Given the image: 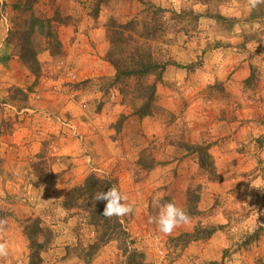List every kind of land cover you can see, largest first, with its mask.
I'll return each mask as SVG.
<instances>
[{
	"label": "rangeland",
	"instance_id": "rangeland-1",
	"mask_svg": "<svg viewBox=\"0 0 264 264\" xmlns=\"http://www.w3.org/2000/svg\"><path fill=\"white\" fill-rule=\"evenodd\" d=\"M95 1L37 0L32 10L38 17L51 18L58 10L57 4L67 8L70 5L77 14L92 18ZM107 1L105 6L114 12V0ZM136 1L137 12L130 15L127 6L122 14L115 11L120 15L114 18L119 23L128 21L138 14L141 2H154L166 10L164 17L171 19L167 21L163 39L150 42L154 59L166 63V67L182 55L184 59L180 62L187 64L183 61L187 58L186 52L196 54L198 62L204 50L211 47H229L226 52H234L229 41L239 38L244 43H252V49H264V17L249 21L251 12L246 0ZM18 3L19 0H0V218L8 221L0 232V242H7L9 246V255L0 258V264H29V243L23 229H35L34 222L42 230L35 237L41 246L39 264H121L123 258L115 242L100 248L89 260L82 258L95 241L94 229L81 211L67 212L61 207L65 193L90 174L113 179L118 190L134 205L132 213L119 218L135 241L134 247L145 255L148 263L204 264L224 257V264H264V116L260 117L259 124L230 125V132L226 129L228 124H222L218 136L227 132L228 135L207 143L211 139L208 131L200 132L191 120L187 125L176 120L191 105H194L192 109L213 110L218 90L198 91L201 79H198L201 86H191L193 82L186 81L165 86L161 79L156 86V107L152 115L137 119L132 115L130 99L124 100L119 87L111 83L113 78L81 79L79 70L65 66L63 47L61 55L52 56L50 64L61 65L59 71L65 78L60 89L54 88L56 91L66 88L73 102L60 113L54 98L39 97L36 89L42 82L41 73L36 80L28 70L24 74L18 68L13 43L7 44L13 25L19 18L28 17L23 13L22 3L19 9L15 7ZM100 10L106 15V9ZM191 11L197 15L218 14L223 19L202 17L206 20L197 21L190 15ZM77 21L72 16L67 19L68 24ZM191 66L194 64L186 65L190 69ZM69 73L75 78L71 80ZM263 76L258 69L252 70L246 86L253 85V91L264 81ZM14 89L24 91L27 100L18 99ZM198 99L201 101L196 104ZM159 101H164L167 107L159 105ZM263 110L259 116L264 115ZM233 115L227 112V120H234ZM58 117L60 121L56 120ZM209 117L207 123L215 121L213 115ZM52 121L60 126L68 155H60L61 140L57 133H51L56 129ZM95 132H99L97 139ZM191 134L205 138L199 144L210 147L226 137L232 140L228 143L233 144L230 150L234 154L216 160L218 169L226 176L217 189L209 190L207 184L218 181H209L198 167L197 154L186 150L187 146L199 145L186 143V137ZM247 136L253 139L245 140ZM140 157L145 159L144 163H138ZM151 161L155 164L147 169L145 166ZM204 193L208 196L202 200ZM157 198H161V203L175 202L184 208L190 221L176 227L170 235L159 232L154 223L148 222L149 216L157 214L158 209L152 204ZM196 229L215 232L185 247L175 241L180 234Z\"/></svg>",
	"mask_w": 264,
	"mask_h": 264
},
{
	"label": "trees",
	"instance_id": "trees-1",
	"mask_svg": "<svg viewBox=\"0 0 264 264\" xmlns=\"http://www.w3.org/2000/svg\"><path fill=\"white\" fill-rule=\"evenodd\" d=\"M37 0H19L23 4V13L26 18H19L13 25L7 38V44L13 43L16 56L20 63L34 76L35 80L41 73V65L38 55L47 51L50 56L61 55L62 44L58 36V27L68 25V17H61L58 10L54 12L51 18H43L34 15L33 6ZM113 1V0H112ZM110 2V1H109ZM108 3L106 0H96L93 6L92 18L98 17L101 5ZM196 5L204 4L195 2ZM142 7L138 14L124 23H119L113 18H109L105 25V34L108 41V51L104 60L114 69V77L111 80L114 86L119 87V93L124 100L130 99L132 115L137 119H143L152 115L155 109L156 86L162 79L166 63H160L154 59L150 42L163 39L167 21L171 18H165L166 10L151 2L140 3ZM260 5L258 9L252 10L249 15V21L264 17V8ZM197 21L201 17L211 18L215 21L223 19L220 15L194 14L190 12ZM180 16V15H179ZM175 17V16H172ZM235 21H231L233 27ZM206 51V50H204ZM250 78L246 85L250 83ZM18 99L27 100V94L14 89ZM118 131V129L116 130ZM210 145H192L187 146L186 150L197 154V164L199 169L208 177L211 182L218 181L216 167L212 156L209 154ZM145 159L140 157L138 163H144ZM155 163L145 166L152 168ZM115 186L113 179L99 178L94 174L88 175L81 184L69 189L63 196L61 207L67 212L73 210L81 211L87 223L94 229L95 241L87 247L82 258L89 260L100 248L110 242L117 244L118 250L123 258L121 264H150L145 260V255L138 251L134 245L135 241L131 238L127 228L119 217L113 216L105 218L102 215L106 201H94L93 197L96 191H107ZM196 203L198 197L196 196ZM35 229L27 230L24 227L23 233L29 243V264H39V253L41 246L36 238L41 235L42 230L34 222ZM215 230L202 229L194 230L192 233H183L175 238L176 242H181L185 247L191 242L210 237ZM197 235H202L199 237ZM224 257L220 261L207 262L204 264H224Z\"/></svg>",
	"mask_w": 264,
	"mask_h": 264
},
{
	"label": "crops",
	"instance_id": "crops-1",
	"mask_svg": "<svg viewBox=\"0 0 264 264\" xmlns=\"http://www.w3.org/2000/svg\"><path fill=\"white\" fill-rule=\"evenodd\" d=\"M151 1L153 2L154 0ZM137 2L138 1L136 0H114L112 2L114 12L111 8L102 4L100 9H106L107 13L105 15L103 11L100 10L96 19L91 18L88 14L81 15L79 12L77 14L73 11V9H75L72 8L73 6L69 5L67 8L63 6L59 7L57 4L58 12L60 15L62 14L61 16H72L78 19V21L73 24L61 25L58 27L59 40L65 54L63 61L65 66H73V69L79 70V73L82 76L81 79H91L96 77L113 78L114 69L104 60L109 48L106 40L105 24L111 16L115 15V17L119 18V12L122 14V9L124 7H129L130 15L137 12L139 7ZM60 5L62 4L60 3ZM115 11L119 12L116 14ZM63 12H65V14ZM202 19L205 18L201 17L200 21ZM229 43L234 47V52H226V50H230L229 47L227 49L219 46L211 47V50L203 52L202 57L199 58L200 62H198L196 54L192 55L186 52L187 58L183 61H187L185 62L187 64H182L180 62L184 59V56L182 55L177 62L173 60L172 65L167 66L162 75V83L165 86L173 83L175 85H180V83L186 81L193 82L190 84L191 86L193 84L197 86L202 85L198 91H201V89L206 90L207 88L214 90V92L215 90H218L216 91V96H214L216 99L213 100V110L205 111V109L202 110L200 107H198V109H192L194 105H191L187 111L183 112L182 117L176 120V123L180 122L186 125L188 121L191 120L192 124L197 126L200 132L202 130L208 131V136H210L211 139H209L207 143H213L220 138L222 139L224 135H228V132L231 131L230 125L236 124L239 126L240 124H245L249 126L255 122L259 124V122H261L260 117L264 116H259V113L264 109V81L260 83L258 87L254 88L253 91H251L253 85L251 87L246 86V81L250 78L252 70L258 69L264 75V49L262 51L252 49V43H244L242 38H239V40L235 42L229 41ZM38 60L40 64L45 62L48 63V65L41 67V75L39 79L42 82L40 87L36 89L40 93L39 97L54 98V103L59 107L58 110H60V113H63V111L71 107L73 101L68 98L66 88L59 91H56V88H54L58 86L60 89V83L62 80H65L59 71L61 65L52 64L51 66L50 64L53 62V58L47 51L42 53ZM193 64L194 66H191V69L186 67V65ZM18 68L24 74L28 73L27 69L19 60ZM263 78L264 76L261 77V79ZM32 79L35 78L32 77ZM198 79H201V85H198ZM29 80H31V78ZM83 97L86 98L87 95L83 94ZM29 100L32 102V99ZM205 100L208 99L205 97ZM210 100L211 99L208 101ZM200 101L201 100L199 99L196 100V104ZM158 103L159 105H165L164 101H159ZM163 107L166 108L167 106L165 105ZM32 112L35 111L32 110ZM227 112H229L230 115L233 112L235 119L227 120ZM36 115L38 116L37 113ZM208 115H213L215 121L207 123L206 120L207 117H209ZM252 115H255V117L252 118ZM56 120L60 121V117ZM52 123L56 124V126L54 125L56 129H50L52 130L51 133H57V135L60 136V155H68V145L65 143L66 140L64 135L59 132L60 126L58 123H55V121H52ZM222 124H228V127L226 128L228 132L224 134L222 133L218 136L219 127ZM28 126L30 127V125ZM223 128H221L222 131ZM239 132H236V136H238ZM95 133L96 135H94V138L97 139L99 132ZM191 135L192 136L186 137V143L199 144L206 140L200 135L198 137L196 136V138L194 137L195 134ZM192 137L194 138L191 139ZM252 139L253 138L247 136V139L245 140L251 141ZM231 141V138L226 137L225 140H220L218 143L212 144L210 147V155L213 157L216 156L213 160L215 161V167L219 178L218 183L207 184V187H210V191L223 185V182L220 180H223L226 177L224 175L225 172L221 173L222 171L218 169L216 160H224L226 157L234 154V152L230 150L233 144L230 145V143H228ZM262 153L264 154V150H262ZM207 196L208 195L204 193L202 200L207 198Z\"/></svg>",
	"mask_w": 264,
	"mask_h": 264
},
{
	"label": "clouds",
	"instance_id": "clouds-1",
	"mask_svg": "<svg viewBox=\"0 0 264 264\" xmlns=\"http://www.w3.org/2000/svg\"><path fill=\"white\" fill-rule=\"evenodd\" d=\"M260 5H264V0H246L249 12L258 9ZM93 200L106 201L102 212L105 218L123 217L133 212L134 205L128 202V196L122 194L115 186L110 187L106 192L96 191ZM152 204L158 211L155 216H149L148 222L154 223L158 231L165 235H170L176 227L190 221L186 210L177 206L175 202L161 203V198H157L153 200ZM7 222V218H0V232L4 231ZM8 255L7 242H0V258H6Z\"/></svg>",
	"mask_w": 264,
	"mask_h": 264
},
{
	"label": "built area",
	"instance_id": "built-area-1",
	"mask_svg": "<svg viewBox=\"0 0 264 264\" xmlns=\"http://www.w3.org/2000/svg\"><path fill=\"white\" fill-rule=\"evenodd\" d=\"M69 77H70V79L72 80V79L75 78V75H74L73 73H69Z\"/></svg>",
	"mask_w": 264,
	"mask_h": 264
}]
</instances>
